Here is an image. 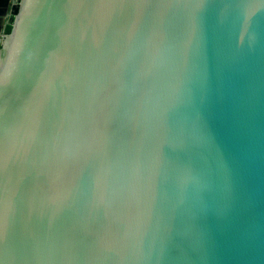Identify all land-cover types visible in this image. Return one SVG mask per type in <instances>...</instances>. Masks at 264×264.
I'll return each mask as SVG.
<instances>
[{"label": "water", "instance_id": "1", "mask_svg": "<svg viewBox=\"0 0 264 264\" xmlns=\"http://www.w3.org/2000/svg\"><path fill=\"white\" fill-rule=\"evenodd\" d=\"M13 4L0 264H264V0Z\"/></svg>", "mask_w": 264, "mask_h": 264}, {"label": "crops", "instance_id": "2", "mask_svg": "<svg viewBox=\"0 0 264 264\" xmlns=\"http://www.w3.org/2000/svg\"><path fill=\"white\" fill-rule=\"evenodd\" d=\"M12 1L13 0H0V26H2V28L6 25V21L9 15L8 11L10 6L13 4Z\"/></svg>", "mask_w": 264, "mask_h": 264}, {"label": "trees", "instance_id": "3", "mask_svg": "<svg viewBox=\"0 0 264 264\" xmlns=\"http://www.w3.org/2000/svg\"><path fill=\"white\" fill-rule=\"evenodd\" d=\"M18 10H19V6L18 5H15L14 6V10H13V16L11 18V22H13L14 20V16L18 13ZM11 32V25H9L6 29V33H10Z\"/></svg>", "mask_w": 264, "mask_h": 264}, {"label": "rangeland", "instance_id": "4", "mask_svg": "<svg viewBox=\"0 0 264 264\" xmlns=\"http://www.w3.org/2000/svg\"><path fill=\"white\" fill-rule=\"evenodd\" d=\"M14 1H15V0H13L12 3H13ZM14 6H15V5L12 4V5L10 6V8H9V11H8V12H9V13H8V14H9V15H8V18H10V19H11L12 16H13ZM11 14H12V15H11ZM8 18H7V19H8ZM10 22H11V21H10Z\"/></svg>", "mask_w": 264, "mask_h": 264}, {"label": "flooded vegetation", "instance_id": "5", "mask_svg": "<svg viewBox=\"0 0 264 264\" xmlns=\"http://www.w3.org/2000/svg\"><path fill=\"white\" fill-rule=\"evenodd\" d=\"M10 21H11V19L8 18L7 21H6V24H8ZM8 26H9V25L6 26V29H7Z\"/></svg>", "mask_w": 264, "mask_h": 264}, {"label": "clouds", "instance_id": "6", "mask_svg": "<svg viewBox=\"0 0 264 264\" xmlns=\"http://www.w3.org/2000/svg\"><path fill=\"white\" fill-rule=\"evenodd\" d=\"M3 39H4V41H5L6 37H5V36H3Z\"/></svg>", "mask_w": 264, "mask_h": 264}]
</instances>
